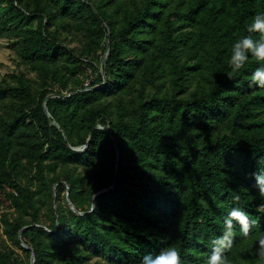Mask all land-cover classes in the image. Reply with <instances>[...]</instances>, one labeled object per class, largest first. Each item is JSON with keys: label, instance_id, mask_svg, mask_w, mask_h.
Segmentation results:
<instances>
[{"label": "trees", "instance_id": "1", "mask_svg": "<svg viewBox=\"0 0 264 264\" xmlns=\"http://www.w3.org/2000/svg\"><path fill=\"white\" fill-rule=\"evenodd\" d=\"M260 12L264 0H0V38L35 77L0 82V196L13 210L0 264L33 252L34 264H138L168 246L206 264L233 207L250 234L234 225L229 262L261 264L264 87L254 57L228 63Z\"/></svg>", "mask_w": 264, "mask_h": 264}, {"label": "clouds", "instance_id": "2", "mask_svg": "<svg viewBox=\"0 0 264 264\" xmlns=\"http://www.w3.org/2000/svg\"><path fill=\"white\" fill-rule=\"evenodd\" d=\"M247 35L237 39L231 46L229 67L232 72H238L245 67L250 57H254L258 66L252 73V83L264 87V12L255 14L246 29ZM259 33V38L252 34ZM260 198L264 200V160L257 162V170L252 173ZM258 211L264 213V203L260 204ZM222 235L213 241L211 254L206 264H230L226 250L234 243V225L239 227L240 236L248 238L250 234L249 214L239 207H233L224 218ZM255 224L256 221H251ZM264 264V232L258 237L257 245L252 253ZM138 264H184L181 253L172 246L161 248L155 254H144L139 258Z\"/></svg>", "mask_w": 264, "mask_h": 264}, {"label": "rangeland", "instance_id": "3", "mask_svg": "<svg viewBox=\"0 0 264 264\" xmlns=\"http://www.w3.org/2000/svg\"><path fill=\"white\" fill-rule=\"evenodd\" d=\"M78 45V41L74 42L72 46ZM13 73H26L28 77H31L34 79L33 74H29V71L25 65L21 62L20 56L16 50V48L13 46V40L3 37L0 38V82L2 79L10 74ZM89 79L85 81V85L87 86L88 83L92 80L94 77L93 73L89 71ZM27 178H25L26 180ZM4 213L13 214V210L9 209L8 204L5 202V199L3 196H0V219ZM0 236H3V239L6 240V237L3 235V226L0 223ZM5 247H9L11 249H14L16 253H18L20 256H22L23 260L27 262V257L22 254L19 249L14 248V246L8 242L5 241L4 243ZM32 264V257L30 260ZM92 264H102V261L98 259H94L91 261Z\"/></svg>", "mask_w": 264, "mask_h": 264}, {"label": "water", "instance_id": "4", "mask_svg": "<svg viewBox=\"0 0 264 264\" xmlns=\"http://www.w3.org/2000/svg\"><path fill=\"white\" fill-rule=\"evenodd\" d=\"M109 48H110V42L108 43V50H109ZM107 56H108V52L106 53V55H105V59H107ZM102 74H103V76H104V78H106V74H105V63L103 64V67H102ZM44 109H45V112H46V114H47V116L48 117H50V115H49V112H48V108L46 107V105H44ZM100 129H101V127H99ZM97 128H94L93 130H92V132H91V135H90V137H89V139H88V144L90 143V141L92 140V138H93V135H94V132H95V130H96ZM108 133H110V135H111V137L114 139V135H113V133H112V131L108 128ZM86 148V147H85ZM74 150H77V151H81L82 149L81 148H73ZM118 156H119V152H118ZM118 160H120V158H118ZM69 193H70V188H68V193H67V197L69 196ZM101 193H103V192H101ZM68 199H69V197H68ZM73 209H75L74 207H73ZM28 227H26V228H24V230L25 229H27ZM23 230V231H24ZM23 231L21 232V234H20V236H19V240L22 242V233H23ZM23 246L24 247H26L24 244H23ZM27 248V247H26ZM34 262H35V254H34V252L32 253V264H34Z\"/></svg>", "mask_w": 264, "mask_h": 264}]
</instances>
